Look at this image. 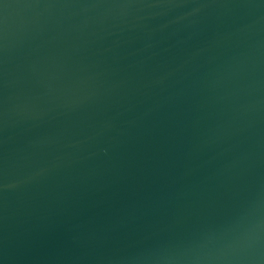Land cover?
Listing matches in <instances>:
<instances>
[{"label":"water","instance_id":"water-1","mask_svg":"<svg viewBox=\"0 0 264 264\" xmlns=\"http://www.w3.org/2000/svg\"><path fill=\"white\" fill-rule=\"evenodd\" d=\"M0 264H264V0H0Z\"/></svg>","mask_w":264,"mask_h":264}]
</instances>
